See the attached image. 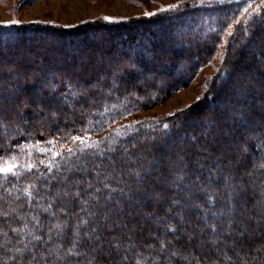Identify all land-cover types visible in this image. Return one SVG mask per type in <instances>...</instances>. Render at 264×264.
<instances>
[{
	"label": "trees",
	"instance_id": "16d2710c",
	"mask_svg": "<svg viewBox=\"0 0 264 264\" xmlns=\"http://www.w3.org/2000/svg\"><path fill=\"white\" fill-rule=\"evenodd\" d=\"M246 2L249 3L248 6H246ZM222 4L223 6H203L185 2L181 6L173 8L171 12L166 11L156 17L132 18L112 23L103 22L94 26L101 28V36L104 34V38L107 39V42L96 44L101 49L100 51L110 52L114 47H118L111 55L108 53L109 59L115 61L112 68L120 70L123 74L112 80L113 83L106 81L111 67L99 66L96 69L92 66V68L84 66L73 72L72 68L80 63L84 56L80 53L89 50L88 44L92 41L89 40L87 33L94 31V28L91 27L92 23L90 26L83 25L75 29L36 24L13 27V30L6 31L3 30L5 27L0 26V31H4L0 32V57L10 54L4 52L7 50L5 48H12L13 52L24 42L28 44L27 49L41 48L50 55L55 54V44L52 41L58 40L61 49L66 50L55 61L45 60L36 64H19L18 62L16 66L12 67V71L23 69V71L36 72V74L28 77L19 75L18 79L23 80V83L15 90L11 84H5L6 86L0 84V101L4 96L14 97V101L6 103L0 113V121L3 126V133L0 136V167L7 164L9 165L7 167L19 166L17 176L9 175L7 179L0 176V183L3 184V187H0V199L9 196L4 188L15 186L16 190L11 196L19 195L21 198L19 201L14 199L10 204L15 206L22 204L24 206L21 209L22 212H27L31 208L32 212L39 213L40 219L47 223L48 214L36 209L35 201L29 206L27 198L20 190L33 183L36 185V191L46 184L59 189L62 184V175L75 177L80 189L83 190L82 182L85 178L90 180L92 177L103 175L104 179L96 183L101 188V193L97 195L104 194V183L117 190L124 188L130 195L132 190H136V187L132 188L130 184L135 182L137 173H129L123 168L126 162L132 159L134 160L132 166L140 171L138 174L145 180V186H152L156 191L163 193L176 189L171 182V170L173 164L182 158L186 159L184 163L193 180L197 175H203L200 171L201 166L206 172L216 161L224 163L231 159L238 165L224 163V168L221 171L225 175L232 174L233 177L241 178L242 187L255 185L249 183L250 176L248 174L264 175V167H261L264 165V59L261 61L256 59L258 56L264 57V22H261V19L264 18V0L239 1L232 5L230 3ZM168 17L170 18L168 19ZM165 18L168 19V22L164 21ZM166 24L168 27H165ZM178 28H182V34ZM39 32L46 38L48 36L52 41L45 44L44 41L41 42L40 38V41L32 42L30 37H33V33ZM156 37L159 39L154 40ZM224 38L225 42L223 43L222 39ZM161 40L164 42L169 40L178 46L176 49H171L169 46L160 47L162 46L160 45ZM150 41L152 42L150 43ZM256 42L258 43L257 47H253V43ZM78 50L82 52H78ZM218 52L222 53L221 64L216 69V74L207 82V88L202 93L201 101L208 99V102L215 101L217 104L227 102L229 105L226 109L218 112L213 111L207 117L203 116V113L197 111L196 108L197 114L191 119L189 117L183 120L184 111H179L147 122L142 121L135 124L125 122L115 126L125 117L136 113L146 104L154 103L165 95L162 91L151 87L157 85L171 88L169 91L171 93L187 85L201 67L210 64ZM127 53L134 54V66L118 65L116 61H119V58L124 57ZM164 55L166 64L163 65V69H165H162V72H155L153 77H150V83L144 78L140 80L138 76L145 75L155 65L151 63L152 59L157 60ZM86 56L93 58L99 54L94 53L93 49ZM21 58L24 61L27 57L25 55ZM181 61H188L190 64L182 69L179 73L181 79L175 82L170 74L174 72ZM229 68L231 73L227 72ZM9 70V68L2 70L0 79L6 77ZM49 71H58V73L52 78L44 74ZM159 75L164 77L158 79ZM254 75L257 77L254 78ZM91 82L94 83L93 87L90 86ZM28 84L29 87H27ZM30 84L34 91L44 87L41 94L47 97L25 98V95L30 92ZM243 84H247L245 92L239 89V86ZM145 85L151 88L149 96L144 94ZM233 95H237L239 101L231 102ZM25 102H30L29 107L24 110L28 129L25 132L8 135L11 126L17 124L16 119H10L9 113L13 112L14 105L19 106ZM50 108L62 110V114L57 115V120L54 123L44 126L33 124L30 121L34 112H46ZM229 109L239 111L241 114L231 116L232 113ZM66 114H71V121H66ZM209 121L211 125L214 122L216 126L231 123L233 127L228 133L241 145V148L238 147L236 152L242 153L243 148L248 151V155L235 159L233 155L217 154V150L226 141V137L219 134L215 142H210L207 137H211L213 131L203 133L197 131L200 123ZM164 124H168L169 127L165 129ZM254 127L262 130L260 135L250 136L248 134V130ZM143 130L144 132H142ZM186 133H189L192 140H195V144L187 142ZM120 134L122 136H119ZM77 136L84 141L99 143L96 147H88L81 151L82 146L72 139ZM136 138L138 140L134 141ZM178 139L184 142H177ZM48 141H52V143L49 145ZM171 141H174L173 144L181 146L179 149L178 146H175L163 159L160 152H164ZM125 143L127 144L125 154H121L117 150ZM203 149L210 151L203 155L200 151ZM70 150L74 151V154L68 160ZM48 151L57 156L56 160L53 161L51 155L45 154ZM94 151L109 157L111 163L107 162L105 158L99 160ZM61 153L62 155H58ZM125 155L129 160L124 158ZM161 161L163 162L158 169V176L156 170L147 168V166H154ZM50 163L52 167H46ZM74 164L87 166L90 169L83 172H68L65 166ZM28 165H34L31 171L26 170ZM55 167L58 169L57 172L54 171ZM218 175L219 173H217ZM222 183L223 180H221V185ZM144 190L146 188L141 191L144 192ZM217 191L223 195L227 190L217 189ZM262 191H264V185L256 187L255 190H243L241 203L244 205L256 204L258 195ZM112 195L118 196L119 191ZM175 196L177 193H168L166 198L172 201ZM145 198L144 196L143 200ZM260 205L264 207V202ZM136 208H143L146 211H152L157 216H163L169 205L164 199L155 205L140 204ZM120 209L130 215L135 206L122 203ZM71 210L78 212L76 207ZM245 210L254 215L253 210ZM198 215V213L189 212L191 220H197ZM143 217L144 215L140 216V218ZM8 222H11L13 226L19 224V221L13 217H9L8 221L4 218L0 227L5 231H8ZM245 239L247 241L246 248L250 249L251 245L248 239ZM223 250L230 249L224 248ZM201 254L204 260L213 256L208 251H202ZM128 264H132V261L130 260Z\"/></svg>",
	"mask_w": 264,
	"mask_h": 264
},
{
	"label": "snow or ice",
	"instance_id": "6c2138e0",
	"mask_svg": "<svg viewBox=\"0 0 264 264\" xmlns=\"http://www.w3.org/2000/svg\"><path fill=\"white\" fill-rule=\"evenodd\" d=\"M163 127L167 129L169 125L164 124ZM72 139L82 146L81 151L99 143L84 141L78 136ZM51 143L48 141L49 145ZM45 154L51 155L53 161L57 158L50 151ZM73 154L74 151L70 150L68 158ZM219 164L220 161H216L206 172L201 166L203 175H197L194 180L182 159L173 164L171 182L175 185L177 196L173 197L163 216L153 214L150 217L156 227L150 233L154 242L139 241L123 219L128 213L116 204L125 196L129 204L138 196L144 198L145 193L141 190L145 188V180L138 173L136 190H132L130 195L126 189L117 190L107 183L103 184V188L108 192L103 195H97L101 193L99 187L89 191L92 188L90 184L81 190L76 178L71 175H62L61 187L54 192L36 191L33 183L20 191L29 206L35 201L40 212L48 214V222L42 221L37 212H22V204L0 210V217L6 221L9 217L19 221L16 226L8 222V231L0 227V254L5 257L0 264H101V258L106 254L108 264H128L130 260L132 264H201V256L191 250L193 247L202 251L209 248L215 250L220 258H227L226 264H264V245L247 249L245 239L255 235L253 222L257 229L264 225V207L257 201L254 204L256 215L247 210L242 212L238 205L243 190L231 177H225V173L217 167ZM18 167H0V176L4 179L9 175L17 176ZM33 167L28 165L26 170L31 171ZM46 167L51 168L52 164ZM248 175L250 184H257V187L264 185V175ZM221 180L227 190L223 195L217 191ZM0 187H3L2 183ZM14 190L15 186L4 188L9 196ZM117 191L119 196L112 195ZM20 198L19 195L14 197L16 201ZM153 198L158 199L155 194ZM260 199L264 200V191ZM72 203L79 207L78 212L70 209ZM189 212L199 214L191 232L187 231L192 223ZM181 240L186 243H180ZM224 248L235 253L236 261L223 251ZM211 264L216 262L213 260Z\"/></svg>",
	"mask_w": 264,
	"mask_h": 264
},
{
	"label": "rangeland",
	"instance_id": "374dc122",
	"mask_svg": "<svg viewBox=\"0 0 264 264\" xmlns=\"http://www.w3.org/2000/svg\"><path fill=\"white\" fill-rule=\"evenodd\" d=\"M243 2V1H251L252 0H0V26L5 27L3 30H13V27H18V26H23V25H36V24H45V25H53V26H58L60 28H80L83 25L84 26H90V24L92 23V26L94 28V31L87 33L89 35V40L92 41L88 44L89 50L87 51H79L78 52H82L80 53L81 55L84 54V56L81 58V62L78 63L76 66H74L73 72L78 71L79 68H83L85 67H94V68H99V66L108 68L111 67L110 69V73L108 74L107 80L111 83H113L112 80H114L117 77L122 76V72L120 70H115L112 67L114 66L115 61H111V59H109V55L108 53H110V55L113 53V51L115 49H118V47H114L113 49H111V51H107L102 52L100 51L101 49L99 48V46L97 47V45H99V43H104L105 41L107 42V39L104 38V34L101 36V31L102 29L99 27H94L100 23L106 22V23H112V22H117V21H121V20H127V19H132V18H140V17H145V18H152V17H156L157 15L163 13V12H171V10L173 8L179 7V5L181 6L182 3H191L193 4H197V5H203V6H212V5H216V6H223L222 3H230L232 5L236 4V2ZM249 3L246 2V6H248ZM170 9V10H169ZM146 13H155L154 15H146ZM108 18V19H105ZM170 17H168L169 19ZM171 18H174L171 16ZM168 19L165 18V22H168ZM19 21V23H12V21ZM7 25V26H5ZM167 25V24H166ZM165 27H168V25ZM151 26V25H150ZM231 27V24L229 25V28ZM178 31L180 32V34H182V28H178ZM0 32H4V31H0ZM148 36V35H146ZM37 37V38H34ZM41 38V42H45V44H47L48 42H51L52 39L47 38L44 36V34L42 33H33V37H30V40H32V42L34 41H40L39 39ZM167 38V37H166ZM165 38V39H166ZM96 39V40H95ZM159 39L158 37H156L154 40ZM172 39V38H171ZM88 40V41H89ZM143 42H145L142 39ZM167 41V40H166ZM164 42L161 40L160 47H168L171 49H176L177 48V44L173 43L171 41H167ZM55 45V54H47L44 52V50H42L41 48H28V44L27 42H24V44L22 43L20 46H18V48H15L14 51L12 52V48H5L7 50H4V52H9L10 54H8L7 56L2 55L0 57V72L4 69L9 70V73L7 74L6 77H3L2 79H0V84H6V85H12L13 90H15L18 86H21L23 83V80H19L18 76H30V75H34L36 74V72H31V71H26L23 69L20 71H12V67L16 66V64L19 62L22 64H36L39 63L40 61H45V60H56V58H59L61 56V54H63L64 52H66L65 49H61L60 43L58 42V40L52 41ZM95 42V43H94ZM152 41H150L151 43ZM222 42H225V38L222 39ZM157 44V43H156ZM258 43H253V47H257ZM92 46V47H91ZM155 46V45H154ZM156 47H158L156 45ZM94 49V53L99 54V56H95L93 58H89V57H85V55H87V53L90 52V50ZM77 50V49H75ZM250 51V50H249ZM236 52V51H235ZM234 52V53H235ZM222 54V53H221ZM221 54L220 52H218L216 54V56L213 57V59L210 61L209 65H204L203 67L200 68V70L198 71V73L195 75V77L191 80V82H189L187 85H184L178 89H176L175 91L169 93L171 88H163V87H159L157 85L151 87L153 89H156L158 91H162L163 93H165L164 96H162V98L157 99L156 102L151 103V104H146L141 110L137 111L136 113L129 115L127 117H125L124 119H122V121L119 123H117L115 126H119L120 124H124L125 122H129L132 124H135L136 122H147L150 120H154V119H158V118H163L166 117L168 115H172L174 113H177L179 111H184V115L182 117V119L184 120L185 118H189L191 119L192 116H194L195 114H197L196 112V108L197 111H200L203 113V116H209V114H211V112L213 111H220L223 109H226V107H228L229 104H227V102H223V103H215V101H213V103L208 102V99H204L203 101H201L202 98V93L204 92V89L207 88V82L216 74V69L218 68V66L221 64ZM26 55V59L23 61V59L21 58V56H25ZM89 55V54H88ZM107 55V56H106ZM129 55V56H128ZM169 56H171L169 54ZM55 58V59H54ZM133 58V59H132ZM257 61H261L264 59V57L262 56H258L256 57ZM21 60V61H20ZM128 60V61H127ZM133 60V61H132ZM134 54H126L124 57H120L119 61L117 60L116 63L118 65H124V66H128V67H132L134 66ZM154 66H152V68L149 69V71L145 74V75H141L138 76L140 80H142L143 78L146 81H149L150 83V77L152 78L155 72H162L163 69V65L166 64V56H162L161 58H157L156 59H152L151 62ZM107 64V65H105ZM110 64V66H109ZM189 62L188 61H181L178 65L177 68L174 70L173 73H171V77L172 79H174L175 82L179 81L181 79V77L179 76V73L182 71V69L184 67H188L189 66ZM91 67V68H92ZM155 67V68H153ZM71 69V68H70ZM163 69V70H162ZM42 72V71H41ZM228 73H231V70L229 68V70L227 69ZM58 71H49V72H44L45 75H48L49 77H55L57 75ZM158 79H162L164 76L163 75H159L157 76ZM254 78L257 76H253ZM142 78V79H141ZM102 81H104L103 79H101ZM173 81V82H174ZM5 85V86H6ZM217 85H219V82H217ZM90 86L93 87L94 83L91 82ZM27 87H29V84L27 85ZM150 86L145 85L144 86V94H146V96L150 95L151 89ZM42 89H44V87H42L41 89L38 90H33L32 89V84H30V88H29V93L27 95H25V98H31L32 96H37V97H43L46 98V95L41 94ZM240 90H245L247 91V84H243L241 86H239ZM90 90V89H89ZM168 91V93H166ZM244 91V92H245ZM241 95V93H240ZM14 101V97H7L4 96L2 97L1 101H0V113L2 112L1 109H3L2 107L7 103H11ZM235 101H239V99L237 98V95H233V98L231 99V102H235ZM201 102V104H200ZM29 103L30 102H25L18 105H14L13 109L11 113H9V117L10 119H16L17 124L16 125H12L11 128L9 129V133L8 135H13L14 133L17 132H25V130H27L28 128L26 126H28L26 123V119L24 118L25 113L24 110L29 107ZM64 104V103H63ZM214 106V107H213ZM228 110V109H227ZM231 111V116L234 115H240L241 113L239 111ZM62 114V110H59L57 108H53L50 110H47L46 112H34L32 114V117L30 118L31 122L33 124H40V125H50L52 123H54L57 120V115ZM66 121H71V114H66L65 116ZM115 124V123H114ZM26 127V129H25ZM233 127V125L231 123H227V124H218V126L215 125V123L213 122V125H211L210 121L209 122H205V123H200L199 128L197 129V131H199V133H203L205 131L209 132V131H213V135L210 137L208 136L207 139L210 142H215L218 139V135H224L226 137V141L223 142V144H221L220 148L217 150V154H228V155H233L235 157V159L237 158H242L243 156H245L246 154L248 155V151L242 148V153H237L236 150L237 148H241V145L239 143V141H236L235 138L232 137L231 134L228 133V131ZM261 129L259 128H251L250 130H248V134L250 136H258L261 133ZM144 132V130L142 131ZM3 133V126H2V122L0 121V136ZM118 136V135H117ZM119 136H122L121 134ZM181 138V137H180ZM185 139H187V142L190 143H194L195 144V140H192V138L190 137L189 133H186ZM138 140L137 138L134 139V141ZM190 140V141H189ZM174 141H171L170 145L168 146V148H166V150L164 152H160L161 156L164 157L163 159H165L166 155L168 153H170V150L175 148V146H178L177 148L179 149V147L181 145H175L173 144ZM177 142H184V141H180V139L177 140ZM127 146V144H122V146L120 148H118V152H120L121 154H125V147ZM202 152L203 155H206V153H208L207 149H203L200 150ZM94 154L96 155V157L100 160L105 158V160L109 163H111V159L109 157L106 156H102L101 154H99L98 152L94 151ZM133 156V154H132ZM69 157V156H68ZM67 157V159L69 160V158ZM126 160H129L126 158V155L124 157ZM183 161H185V158H182ZM132 160H129L126 162V165L124 166L123 170L128 171L129 173L132 174H136L139 173L140 171H137V169L134 168V166H132L133 162ZM130 162V163H128ZM138 162V161H137ZM158 162L156 163L154 166H147V168L149 170H156V175L158 176V169L160 167V164L162 163ZM208 163V162H207ZM225 164H231V165H238L236 164L235 161H231V159H228L227 161L224 162ZM224 163H220L219 165H217V167L222 170L224 168ZM209 164V163H208ZM211 165V164H210ZM5 166H9L8 164ZM213 166V165H212ZM211 166V167H212ZM65 168L68 170V172H83L86 171L88 169H90L87 166H81L80 164H74V165H67L65 166ZM57 167H55L54 171L57 172ZM143 171V170H142ZM148 171V170H147ZM228 173V172H227ZM50 177V175H47ZM48 177V178H49ZM156 177V176H154ZM225 177H231L233 182L236 185H239L241 187L242 190H254L257 187V184L253 185V186H247V187H242L241 185V178H237V177H233L232 174L230 175H225ZM101 179H104V176H97V177H92L90 178V180H87L86 178L84 179V181L82 182L83 185V190L90 184L92 185V188L89 189V191H93L95 188L98 187V185H96L97 182H99ZM62 181V180H61ZM78 182V181H76ZM62 183V182H61ZM81 183V182H79ZM223 185V183H222ZM220 186L218 189H225L223 186ZM61 187V186H60ZM130 187L135 188L136 184L135 182L130 184ZM146 190H144L145 193V199H141L139 196L136 197L133 200V203L129 204L127 203V197H121L119 200L116 201V204L118 205V207L120 208V204L122 203H126L128 205H133L135 206V209L132 210V214H128L126 217H124V221L125 223L129 224L130 229L135 232L136 237L139 241H144V242H154L153 238L150 236V233L156 230V227L154 225V223L152 222V220L150 219V217L153 215L152 211H146L143 208L142 209H138L136 208V206L142 204V205H155L157 203H159L161 200L163 201L165 199L166 203L168 205L171 204V201L168 200V198H166V195H168V193H177L176 189H171L169 190V192H160V191H156V189L152 186H145ZM57 189H55L54 187H51L49 185L42 187L39 192L41 193H45V192H54ZM226 190V189H225ZM108 192V189H104V194ZM143 192V191H142ZM153 194H155V197H158V199L153 198ZM119 196V195H118ZM261 193L260 195H258L257 201H259L260 203L264 202V200L260 199ZM11 201H14V196H8L4 199H0V210H7L9 208V206L11 205L10 203H12ZM145 201V203H144ZM18 205V204H16ZM11 206H15V205H11ZM74 207L77 208V210L79 211V207L75 204L72 203L70 205V209H73ZM36 209H39L38 206H35ZM238 208L240 210H245V209H250L254 211V215H256L255 209H254V204H249V205H244L242 203H240L238 205ZM34 210V208H33ZM28 211H32L31 208L28 209ZM141 215H144L143 218H140ZM156 215V214H155ZM14 218V217H13ZM4 219V217H0V224L2 223V220ZM75 219V217H73V220ZM192 223L189 225L187 231L191 232L196 224H197V220H191ZM48 222V221H47ZM150 227V228H149ZM253 230H255V235L251 238L248 239V242L251 245V248H253V246L259 247L261 245H264V225L260 226L258 229L256 228V224L255 222H253ZM149 228V229H148ZM107 236V234H106ZM181 243H186V241L181 240ZM196 255L201 256V264H211V262L214 260L216 262V264H226V260L227 258H220L219 254L209 248L207 251L210 252V254H212L213 256H211L210 258H208L207 260H204L202 258V250L198 247H193L191 249ZM224 252H227L228 256L232 257L233 261H236V255L235 253L230 249V250H223ZM5 259V257H3L2 254H0V260ZM101 264H108V258H107V254L101 258ZM179 264H186V262H181Z\"/></svg>",
	"mask_w": 264,
	"mask_h": 264
}]
</instances>
